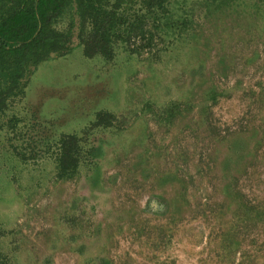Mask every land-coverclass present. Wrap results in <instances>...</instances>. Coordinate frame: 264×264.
<instances>
[{
  "label": "rangeland",
  "instance_id": "1",
  "mask_svg": "<svg viewBox=\"0 0 264 264\" xmlns=\"http://www.w3.org/2000/svg\"><path fill=\"white\" fill-rule=\"evenodd\" d=\"M207 30L160 60L106 61L84 56L76 24L70 53L35 70L20 123L0 131V232L17 264H88L102 247L109 264H264V45ZM101 111L112 128H93ZM64 134L84 140L79 180H55Z\"/></svg>",
  "mask_w": 264,
  "mask_h": 264
},
{
  "label": "trees",
  "instance_id": "2",
  "mask_svg": "<svg viewBox=\"0 0 264 264\" xmlns=\"http://www.w3.org/2000/svg\"><path fill=\"white\" fill-rule=\"evenodd\" d=\"M76 24L86 58L112 61L124 50L160 60L170 46H187L206 28L217 43L234 38L240 49L253 42L264 45V0H0V131H13L20 123L13 108L24 99L35 70L53 56L70 53ZM257 32L255 38L247 36ZM210 93L209 99L216 102L219 94ZM166 108L169 117L179 105ZM115 118L108 111L98 112L93 128H112ZM82 141L77 134H64L58 141L53 159L56 181L80 179ZM18 156L26 159L25 154ZM3 236L0 232V264H17ZM102 248L100 255L92 252L85 261L111 263Z\"/></svg>",
  "mask_w": 264,
  "mask_h": 264
}]
</instances>
